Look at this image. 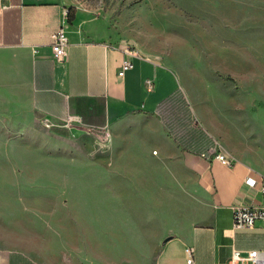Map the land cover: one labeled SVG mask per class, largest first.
I'll return each instance as SVG.
<instances>
[{
    "label": "crops",
    "instance_id": "0c3cea01",
    "mask_svg": "<svg viewBox=\"0 0 264 264\" xmlns=\"http://www.w3.org/2000/svg\"><path fill=\"white\" fill-rule=\"evenodd\" d=\"M76 1L0 0V88L37 120L50 122V130L59 136L108 133L112 150L98 156L103 161L91 170L97 176L94 183L102 185L122 174L113 183L128 192L121 195L122 205L161 209L154 219L132 220L127 230L122 220H96L102 233L86 237L91 241L83 254L66 248V264H127L123 258L111 259L107 224L116 232V222L120 238L140 239L135 257L148 254L147 239L158 240L157 256L147 264H186L188 247L194 248L195 264H233L236 250L264 251L262 223L253 229L234 227L235 208L264 206L258 183V175L264 174V149L250 146L236 123L226 144L218 139V78L209 83L215 94L202 103L189 81L168 63L125 40L104 38L83 14L73 12ZM61 27L70 45L65 60L57 61L51 35ZM128 44L136 56L124 53ZM126 59L133 66L121 77ZM149 79L152 92L147 90ZM69 117L77 122L66 126ZM219 148L237 160L233 167L211 154ZM248 177L256 184L247 185ZM174 222L170 233L169 223ZM0 264L45 263L26 251L0 248Z\"/></svg>",
    "mask_w": 264,
    "mask_h": 264
},
{
    "label": "rangeland",
    "instance_id": "374dc122",
    "mask_svg": "<svg viewBox=\"0 0 264 264\" xmlns=\"http://www.w3.org/2000/svg\"><path fill=\"white\" fill-rule=\"evenodd\" d=\"M73 12L104 38L130 42L171 65L202 103L215 94L209 83L218 78V139L226 144L236 123L250 146L264 149V0H77ZM80 134H55L0 88V248L66 264V248L83 254L87 238L102 233L98 219L122 220L127 230L132 220L156 218L158 206L122 205L121 195L128 192L113 186L122 174L94 183L91 170L102 167L96 164L102 152L112 150L110 136ZM114 225L116 232L107 224L112 260L147 264L156 258V238L146 240L148 254L135 257L140 239L120 238L121 227ZM175 226L169 223L170 233Z\"/></svg>",
    "mask_w": 264,
    "mask_h": 264
},
{
    "label": "built area",
    "instance_id": "2783aa9c",
    "mask_svg": "<svg viewBox=\"0 0 264 264\" xmlns=\"http://www.w3.org/2000/svg\"><path fill=\"white\" fill-rule=\"evenodd\" d=\"M52 41V51L54 54V58L57 61H64L67 54V49L70 45L69 39L63 27L54 31L51 35ZM124 53L128 57L136 56V52L132 49L130 44L122 47ZM133 63L126 59L121 67L119 72V76H124L127 70L131 69ZM148 84V91L152 92L154 90L153 80L149 79L146 81ZM77 122V118L69 117L68 121L65 123L66 126H71ZM44 125L48 129H52L54 126L45 121ZM217 161H219L225 167H233L237 160L232 157L229 153H227L222 148H219L218 151L215 149L211 153ZM206 157V155H203ZM259 189L261 194L264 196V174H259ZM246 184L253 186L256 184V180L253 177H248L246 180ZM257 223H262L264 225V206L256 207V206H248V207H238L234 209V227L236 229H253ZM187 261L186 264H195L194 262V248L188 247L186 249ZM233 264H264V251H250L246 254H243L240 251H234L232 256Z\"/></svg>",
    "mask_w": 264,
    "mask_h": 264
}]
</instances>
